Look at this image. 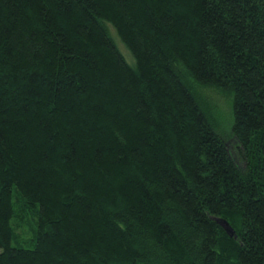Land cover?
Returning <instances> with one entry per match:
<instances>
[{
	"label": "trees",
	"instance_id": "trees-1",
	"mask_svg": "<svg viewBox=\"0 0 264 264\" xmlns=\"http://www.w3.org/2000/svg\"><path fill=\"white\" fill-rule=\"evenodd\" d=\"M0 264H264V0H0Z\"/></svg>",
	"mask_w": 264,
	"mask_h": 264
},
{
	"label": "rangeland",
	"instance_id": "rangeland-1",
	"mask_svg": "<svg viewBox=\"0 0 264 264\" xmlns=\"http://www.w3.org/2000/svg\"><path fill=\"white\" fill-rule=\"evenodd\" d=\"M109 34L120 52L126 63L133 67L135 66V61L130 51L125 47V45L120 41L116 34L114 28L108 25ZM201 94L206 100L207 107L212 110L213 116L217 119L216 121L220 125V129L223 132L228 133L231 129L233 116H232V95L220 88H202ZM24 225L28 227L30 231L31 226L24 222ZM24 248H31L28 244H22Z\"/></svg>",
	"mask_w": 264,
	"mask_h": 264
},
{
	"label": "water",
	"instance_id": "water-1",
	"mask_svg": "<svg viewBox=\"0 0 264 264\" xmlns=\"http://www.w3.org/2000/svg\"><path fill=\"white\" fill-rule=\"evenodd\" d=\"M217 222L219 223V225L221 226V228L223 229V231L229 237H232L234 235L233 230L231 229V227L228 225V223L225 220H223V219H217Z\"/></svg>",
	"mask_w": 264,
	"mask_h": 264
}]
</instances>
